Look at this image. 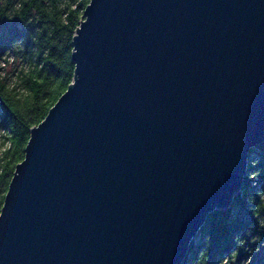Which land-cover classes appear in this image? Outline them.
<instances>
[{"label": "water", "instance_id": "water-1", "mask_svg": "<svg viewBox=\"0 0 264 264\" xmlns=\"http://www.w3.org/2000/svg\"><path fill=\"white\" fill-rule=\"evenodd\" d=\"M29 130L0 264H183L264 140V0H89Z\"/></svg>", "mask_w": 264, "mask_h": 264}, {"label": "trees", "instance_id": "trees-1", "mask_svg": "<svg viewBox=\"0 0 264 264\" xmlns=\"http://www.w3.org/2000/svg\"><path fill=\"white\" fill-rule=\"evenodd\" d=\"M89 0H0V209L29 130L72 82L71 41ZM240 193L209 214L183 264H264V140Z\"/></svg>", "mask_w": 264, "mask_h": 264}, {"label": "bare ground", "instance_id": "bare-ground-1", "mask_svg": "<svg viewBox=\"0 0 264 264\" xmlns=\"http://www.w3.org/2000/svg\"><path fill=\"white\" fill-rule=\"evenodd\" d=\"M248 162H249V161H248ZM248 164H249V163H247V167H248Z\"/></svg>", "mask_w": 264, "mask_h": 264}, {"label": "rangeland", "instance_id": "rangeland-1", "mask_svg": "<svg viewBox=\"0 0 264 264\" xmlns=\"http://www.w3.org/2000/svg\"><path fill=\"white\" fill-rule=\"evenodd\" d=\"M232 202H233V201H232ZM231 205H232V204H231ZM231 205H230V206H231ZM195 239H196V238H195Z\"/></svg>", "mask_w": 264, "mask_h": 264}]
</instances>
